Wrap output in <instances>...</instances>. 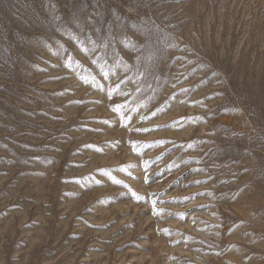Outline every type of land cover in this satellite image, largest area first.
I'll use <instances>...</instances> for the list:
<instances>
[{
    "label": "rangeland",
    "instance_id": "1",
    "mask_svg": "<svg viewBox=\"0 0 264 264\" xmlns=\"http://www.w3.org/2000/svg\"><path fill=\"white\" fill-rule=\"evenodd\" d=\"M0 264H264V0H0Z\"/></svg>",
    "mask_w": 264,
    "mask_h": 264
}]
</instances>
